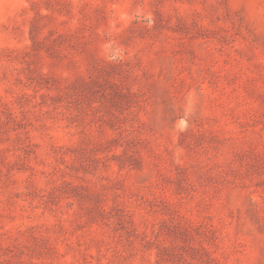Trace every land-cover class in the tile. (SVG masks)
<instances>
[{"label":"rangeland","instance_id":"374dc122","mask_svg":"<svg viewBox=\"0 0 264 264\" xmlns=\"http://www.w3.org/2000/svg\"><path fill=\"white\" fill-rule=\"evenodd\" d=\"M0 264H264V0H0Z\"/></svg>","mask_w":264,"mask_h":264}]
</instances>
